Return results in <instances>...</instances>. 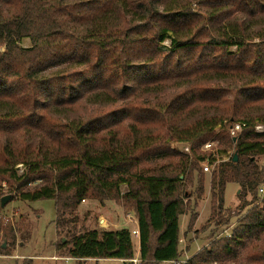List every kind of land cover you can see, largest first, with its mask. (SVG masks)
<instances>
[{"label": "trees", "instance_id": "16d2710c", "mask_svg": "<svg viewBox=\"0 0 264 264\" xmlns=\"http://www.w3.org/2000/svg\"><path fill=\"white\" fill-rule=\"evenodd\" d=\"M263 10L264 0H0V135H7L0 179H48L21 198L55 200L62 226L60 199L74 212L82 201H103L126 186L143 264L179 261L184 203L178 194L181 176L190 179L186 173L198 166L191 159L196 147L218 139L238 154L212 173L210 221L228 222L221 217L229 183L240 187L243 203L264 181L256 160L264 155V135L255 130L264 125V37L253 32L264 20L235 17ZM24 39L31 47L22 46ZM117 96L120 107L101 111ZM83 97L97 112L71 118ZM236 121L248 127L234 141L227 130ZM173 142L190 144V152L171 148ZM168 157L179 158V175L164 166L154 174L138 170L144 160ZM203 192L201 184L199 198ZM262 204L227 239V257H236L247 239H261L264 198ZM71 243L69 256L78 261L134 258L126 228L72 234ZM198 258L207 260L199 254L190 264ZM247 261L264 264V247L252 246Z\"/></svg>", "mask_w": 264, "mask_h": 264}, {"label": "rangeland", "instance_id": "374dc122", "mask_svg": "<svg viewBox=\"0 0 264 264\" xmlns=\"http://www.w3.org/2000/svg\"><path fill=\"white\" fill-rule=\"evenodd\" d=\"M135 11V9L131 6ZM241 22L248 23L257 18V23L264 20L263 12L255 15L238 13L235 16ZM234 17V18H235ZM254 34L264 37V23H258L257 27L253 28ZM258 42V38H257ZM30 39H24L22 46L25 48L31 47ZM165 48L169 46V42L164 44ZM1 51L4 47H1ZM173 91L168 92L167 96ZM119 102L114 106L101 108V111L111 112L120 107L124 102ZM163 98V97H162ZM154 98H149L148 101H154ZM147 100V99H146ZM141 102V101H139ZM75 113L71 118H87L97 112L98 107L86 102V97H83L74 107ZM217 129L216 134H222L223 131ZM257 132V131H256ZM258 133V132H257ZM260 136L264 135L262 131ZM242 135V134H241ZM240 135V136H241ZM7 135H0V144L5 143ZM239 136V137H240ZM20 138V136H17ZM39 134H35V141H38ZM238 137V138H239ZM16 138V136H14ZM213 143L211 150H207L204 145ZM204 145L196 147L195 153L191 157L197 161L196 170L188 171L186 175L190 179L184 178L178 198L184 203L183 213L180 215V262L190 264V261L197 255L203 256L205 261H200V258L195 259L196 264H248L247 254L251 252L252 246L257 244L264 247V234L257 241L255 237L247 239L242 247H239L236 257H227L222 251V248L227 239H230L233 232L241 230L240 222L247 215L257 213L258 207L262 208V199L264 193L261 194L258 190L256 196L249 195L246 200L241 203L237 184L229 183L226 187L225 206L221 218L228 220L226 224H220V219L210 221L211 218V193L210 183L212 173L223 162L228 161L234 156V147L223 144L220 140H210ZM190 147V144L171 143V148L185 152L184 147ZM198 157L211 158L213 161L210 172L204 170L205 164L203 161H198ZM229 158V159H228ZM259 167L264 170V155L256 156ZM178 157H168L161 160L150 159L142 161L138 170L147 174L157 173L161 166H164L165 171L171 175H179L182 168H179ZM21 175L25 172L26 166L20 164L17 166ZM157 171V172H156ZM167 173V174H168ZM190 173V174H189ZM56 176V174H53ZM33 180L29 184H15L8 177L0 179V222L5 230H0V264H23L25 259H33L34 264H97L90 261H78L69 256L68 249L71 247L72 234L82 235L94 229L113 230L114 226L109 225L110 221H105L101 217V212L107 211L112 214L113 220L120 228H132L131 224H127L124 218L133 211L132 201L123 199V194L127 193V187H121V194H113L106 197L103 201L95 198H88L78 206L77 210L71 212L63 206L60 199L61 218L67 220V225L58 224L55 200H41L37 202L24 201L21 198V193L32 191L44 185L50 184L48 179H42L39 175L32 177ZM203 185L204 192L202 198L200 195V185ZM264 188V181L260 184V188ZM4 197H10V201L5 207L1 206V200ZM112 198V199H110ZM127 210V211H126ZM227 218V219H226ZM132 220H134L132 218ZM105 221V225L104 222ZM106 222L108 225H106ZM8 234V237H7ZM134 242V257H137L135 250L139 249V241L137 237L132 236ZM68 246L64 248V244ZM6 245V248L3 246ZM205 250V251H204ZM209 251H212L216 257H208ZM207 257V258H206ZM65 258V259H62ZM71 258V259H68ZM99 264H121L118 261H106ZM164 264V263H162ZM171 264V263H165ZM257 264V263H256ZM259 264H263L262 262Z\"/></svg>", "mask_w": 264, "mask_h": 264}, {"label": "built area", "instance_id": "2783aa9c", "mask_svg": "<svg viewBox=\"0 0 264 264\" xmlns=\"http://www.w3.org/2000/svg\"><path fill=\"white\" fill-rule=\"evenodd\" d=\"M247 127H248V124H247V123H245V122H243V121H236V122H232V123L230 124V126L228 127L227 132H228V134H229V136H230L231 138H233L234 140H237L238 137L242 134L243 130H244L245 128H247ZM255 130H256L258 133H261L262 131H264V125H262V124H257V125L255 126ZM212 146H213V143H211V142H209V143H207V144L204 145V147H205L207 150H211ZM184 151H185V152H190V148H189L188 146H186V147H184ZM228 159H229V158H228ZM203 163L205 164V168H204V170H205L206 172H210L211 165H212V164H211V158H206V159L203 161ZM259 192H260L261 194H263V193H264V188H263V187L260 188V189H259ZM106 225H108L107 222H106ZM131 234H132V236H134V237H138V238H140V232H139V229H137V230H132V231H131ZM125 261L128 262V264H143V261L141 260L140 257H134V258H132V259H128V260H125ZM184 263H185V262H180V261L174 262V264H184Z\"/></svg>", "mask_w": 264, "mask_h": 264}, {"label": "crops", "instance_id": "0c3cea01", "mask_svg": "<svg viewBox=\"0 0 264 264\" xmlns=\"http://www.w3.org/2000/svg\"><path fill=\"white\" fill-rule=\"evenodd\" d=\"M238 188H239V186H238ZM100 215H101L103 220H105L107 222L110 221L109 225L110 226L111 225L114 226L113 230L123 229V228H120L118 224H116V222L113 220L112 214L110 212L103 211V212H101ZM132 218L134 220H132ZM124 220L127 222V224H131L132 225V228H128V227H124V228L129 229L130 231L139 229L138 220H137L136 217H134V214H130L127 218L125 217ZM138 241H139V249L137 251L135 250V254L137 255V257H140V238H138ZM133 245H134V242H133ZM62 259H65V258H62ZM68 259H71V258H68ZM80 261H87V262L88 261H90V262L93 261V262H95L97 264H99L100 262H106V261H118L121 264H128V262H126L125 260H122V259H98V260L97 259H85V260H80Z\"/></svg>", "mask_w": 264, "mask_h": 264}, {"label": "water", "instance_id": "95a60500", "mask_svg": "<svg viewBox=\"0 0 264 264\" xmlns=\"http://www.w3.org/2000/svg\"><path fill=\"white\" fill-rule=\"evenodd\" d=\"M234 141H235V140H234ZM233 160H234L235 162L238 160V154H237V153L234 154V158H233ZM238 193H240V190H239ZM9 201H10V197H4V198H2V200H1V206H2V207H5L6 204H7ZM3 248H6V245H4Z\"/></svg>", "mask_w": 264, "mask_h": 264}, {"label": "bare ground", "instance_id": "6f19581e", "mask_svg": "<svg viewBox=\"0 0 264 264\" xmlns=\"http://www.w3.org/2000/svg\"><path fill=\"white\" fill-rule=\"evenodd\" d=\"M103 223H104V225H105V221H104Z\"/></svg>", "mask_w": 264, "mask_h": 264}]
</instances>
